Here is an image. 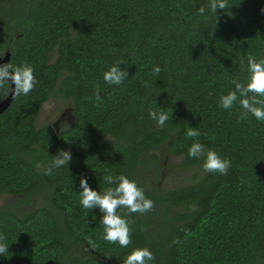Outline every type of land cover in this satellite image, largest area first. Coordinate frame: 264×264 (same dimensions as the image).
<instances>
[{
	"label": "trees",
	"instance_id": "1",
	"mask_svg": "<svg viewBox=\"0 0 264 264\" xmlns=\"http://www.w3.org/2000/svg\"><path fill=\"white\" fill-rule=\"evenodd\" d=\"M228 3L232 15L217 10L215 23L213 13L197 14L208 0H0V55L9 50V62L31 66L38 81L0 114V195H42L23 213L0 206L9 251L0 264H124L141 248L153 254L149 264H264V121L238 122V103L218 106L232 80L247 82V56L264 58V0ZM118 60L128 78L108 85L103 73ZM97 85L100 106L89 99ZM51 98L72 104V122L59 131L36 124ZM149 111L170 119L158 127ZM188 127L231 161L227 174L203 171L187 185L148 188L145 173L155 183L160 176L151 165L158 148L202 168L203 157L188 156ZM61 149L72 156L66 168L38 173ZM106 174L134 180L154 202L143 215L118 209L130 222L127 248L102 239L99 208L79 202L80 178L103 193L114 186Z\"/></svg>",
	"mask_w": 264,
	"mask_h": 264
},
{
	"label": "clouds",
	"instance_id": "2",
	"mask_svg": "<svg viewBox=\"0 0 264 264\" xmlns=\"http://www.w3.org/2000/svg\"><path fill=\"white\" fill-rule=\"evenodd\" d=\"M230 8L228 0H208L207 9L201 6L197 10L198 15H205L206 10L215 15V23H217V10L232 14L227 10ZM264 12V8L261 9ZM244 61L241 60L243 65ZM125 64L124 60H118L111 65L107 71L103 73V80L108 85H121L127 78L126 69L119 66ZM162 69L155 66L152 69L153 75H158ZM247 82L240 80H232L234 90L219 97V107L224 110H230L238 103L242 110L237 120L242 121L248 119L249 115L258 121H264V58L257 60L255 56L249 54L247 56ZM38 83L31 66L24 64L15 66L12 63L0 65V89H7V95L11 93L13 99L21 96H27ZM14 87H9V85ZM145 87H150L148 81H145ZM6 95V96H7ZM96 106L102 104L99 85L95 87L93 97ZM150 119L154 120L158 127H163L170 119V115L166 111H149ZM206 135V134H205ZM186 138L194 139V142L188 148V156L194 159L204 158L202 169L205 173H218L226 175L231 167V161L227 158L222 159L214 150L205 149L204 145L198 142L196 138L201 133L193 128L188 127L185 133ZM70 151L59 150L58 154L53 157L49 166L37 164L36 169L39 173L41 170L44 175H52L53 169L67 166L71 161ZM104 182L107 185H114L105 188L103 193L93 190L89 187L86 178L81 177L79 186L82 191L79 192L80 204L86 210L99 208L102 213L100 223L103 225L102 239L112 244H119L122 248H127L131 244V228L129 221L118 214V209H126L127 213L146 214L154 208V202L145 196L143 189L138 187L134 180H130L124 175L106 174ZM5 237L0 235V255L9 253L8 244L4 242ZM88 248L95 250L97 245L91 239L88 240ZM154 259L153 254L147 248L134 249L124 260V264H149Z\"/></svg>",
	"mask_w": 264,
	"mask_h": 264
},
{
	"label": "rangeland",
	"instance_id": "3",
	"mask_svg": "<svg viewBox=\"0 0 264 264\" xmlns=\"http://www.w3.org/2000/svg\"><path fill=\"white\" fill-rule=\"evenodd\" d=\"M54 54L51 60L54 59ZM72 122V104L69 101H62L59 98H51L41 106L36 120L37 125L51 124L57 131ZM155 159L151 161L158 164L160 176L155 183L153 174L148 170L145 173L146 186H156L159 190L165 191L178 186L194 182L202 173L203 169L198 166L184 167L182 157L169 154L164 148H158L152 152ZM42 204V195L36 194L30 201L23 200L20 196L10 194L0 195V206H16L20 213L34 209ZM83 255V254H81Z\"/></svg>",
	"mask_w": 264,
	"mask_h": 264
},
{
	"label": "water",
	"instance_id": "4",
	"mask_svg": "<svg viewBox=\"0 0 264 264\" xmlns=\"http://www.w3.org/2000/svg\"><path fill=\"white\" fill-rule=\"evenodd\" d=\"M10 61V51L6 50L3 55H0V65H3L5 63H9ZM9 87H14V85H9ZM13 97L11 93H9L7 96L0 98V114H2L12 103Z\"/></svg>",
	"mask_w": 264,
	"mask_h": 264
}]
</instances>
